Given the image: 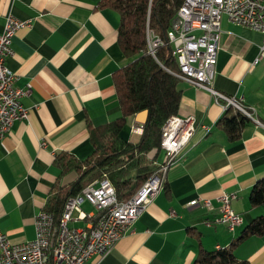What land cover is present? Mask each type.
<instances>
[{
	"label": "crops",
	"instance_id": "crops-1",
	"mask_svg": "<svg viewBox=\"0 0 264 264\" xmlns=\"http://www.w3.org/2000/svg\"><path fill=\"white\" fill-rule=\"evenodd\" d=\"M9 14L31 21L12 38L13 53L6 59L16 85L31 87L22 98L27 118L15 121L0 139V231L20 243L34 238V218L59 177L55 155L87 157L93 149L89 129L121 115L114 74L130 59L118 44L119 15L101 0H0V33ZM220 25L212 88L241 98L258 123L250 121L239 140L228 141L216 127L223 102L180 80L177 114L192 116L195 132L168 167L166 185L110 252L93 256L92 264H191L199 249L228 246L264 214V204L249 202L251 187L264 177V57L255 62L264 35L226 16ZM140 125L136 116L128 118L121 136L138 141ZM75 177L70 171L61 184ZM225 193L236 194L231 207L243 218L233 230L219 221ZM235 255L264 264V235L243 241Z\"/></svg>",
	"mask_w": 264,
	"mask_h": 264
},
{
	"label": "built area",
	"instance_id": "built-area-1",
	"mask_svg": "<svg viewBox=\"0 0 264 264\" xmlns=\"http://www.w3.org/2000/svg\"><path fill=\"white\" fill-rule=\"evenodd\" d=\"M223 16L264 35V0H183L165 38L146 28V52L156 58L158 49L168 44L179 69L178 72L167 69L169 72L194 87L210 91L223 102L224 109L232 107L258 123L255 110L244 105L241 98L212 88ZM30 25L31 21L9 14L0 33V139L15 121L27 118L28 109L22 98L31 93V87L16 85L17 78L6 66V59L13 53L12 38L16 32ZM263 57L264 40L255 62ZM194 132L192 116H169L161 130L163 163L129 198L118 200L114 187L106 178L91 182L80 194L65 201L58 219L46 208L41 209L34 218L32 240L13 243L0 231V264H92L93 256L105 257L162 189L168 167L179 158ZM235 197L234 193L220 197L219 221L226 223L230 230L243 221L231 207ZM85 202L94 208V213H86L81 208ZM205 203L209 205L207 200ZM81 220L86 223L70 225Z\"/></svg>",
	"mask_w": 264,
	"mask_h": 264
},
{
	"label": "trees",
	"instance_id": "trees-1",
	"mask_svg": "<svg viewBox=\"0 0 264 264\" xmlns=\"http://www.w3.org/2000/svg\"><path fill=\"white\" fill-rule=\"evenodd\" d=\"M183 0H101L102 5L115 9L119 15L118 44L130 61L114 74L121 115L104 125L91 127L89 137L92 151L83 158L68 152L55 155L54 164L60 170L51 188L45 208L55 218L60 216L65 201L81 193L95 180L108 179L118 200L129 198L163 162L157 158L161 151V130L169 116L178 113L180 80L167 69L178 72V63L168 44L161 46L156 58L146 52V28L165 38L172 19ZM145 111L138 141L121 136L128 118ZM251 120L242 112L227 107L216 121L228 141L241 138ZM154 153L151 155V153ZM74 171L76 177L61 184V177ZM166 185V182H164ZM163 185V186H164ZM251 207L264 204V177L255 181L249 192ZM264 235V214L254 217L228 246L199 249L191 264H251L239 259L235 249L251 236Z\"/></svg>",
	"mask_w": 264,
	"mask_h": 264
},
{
	"label": "rangeland",
	"instance_id": "rangeland-1",
	"mask_svg": "<svg viewBox=\"0 0 264 264\" xmlns=\"http://www.w3.org/2000/svg\"><path fill=\"white\" fill-rule=\"evenodd\" d=\"M164 158H165V154H164V152L161 150L160 153H159V155H158L157 160H158L159 162H161L162 160H164ZM81 208H82L86 213H91L90 210H92V212H93V210H94V208H92V207H91L88 203H86V202L82 204ZM89 211H90V212H89ZM94 211H95V210H94ZM70 225L78 226V224H74L73 222L70 223Z\"/></svg>",
	"mask_w": 264,
	"mask_h": 264
},
{
	"label": "water",
	"instance_id": "water-1",
	"mask_svg": "<svg viewBox=\"0 0 264 264\" xmlns=\"http://www.w3.org/2000/svg\"><path fill=\"white\" fill-rule=\"evenodd\" d=\"M145 118H146V112L145 111H142L136 115V121H138L141 124L140 125L141 127L145 121Z\"/></svg>",
	"mask_w": 264,
	"mask_h": 264
}]
</instances>
